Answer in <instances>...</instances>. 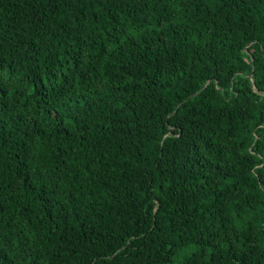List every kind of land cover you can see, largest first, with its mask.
Instances as JSON below:
<instances>
[{"label":"trees","instance_id":"16d2710c","mask_svg":"<svg viewBox=\"0 0 264 264\" xmlns=\"http://www.w3.org/2000/svg\"><path fill=\"white\" fill-rule=\"evenodd\" d=\"M0 264H264V0H0Z\"/></svg>","mask_w":264,"mask_h":264}]
</instances>
